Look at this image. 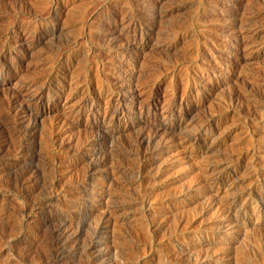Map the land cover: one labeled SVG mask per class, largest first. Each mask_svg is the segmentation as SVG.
<instances>
[{"label": "rangeland", "instance_id": "rangeland-1", "mask_svg": "<svg viewBox=\"0 0 264 264\" xmlns=\"http://www.w3.org/2000/svg\"><path fill=\"white\" fill-rule=\"evenodd\" d=\"M51 1L0 0V97L19 93L18 108L29 105L23 120L35 124L39 164L54 122L67 132L61 137L65 169L45 170L32 192H20L0 174V264H45L48 232L31 221L41 210L29 212L26 204L46 195L54 199L44 214L64 209L74 216L71 228L83 230L76 244L102 223L97 249L110 253L96 264H264V207L256 205L264 199V0ZM20 21L28 30L15 27ZM241 29L257 36L237 59ZM129 43L142 46L140 54ZM113 88L123 97L112 98ZM238 90L247 94L243 101ZM206 120L210 128L201 126ZM152 125L182 142L198 135L200 154L175 143L155 154V168L146 171L144 159L116 152L115 144L130 145ZM106 132L107 151L95 141L73 156ZM106 155V166L95 167ZM164 161L172 164L165 172ZM126 163L133 171H118ZM197 165L212 166L209 177L231 169L228 190L208 192L198 183ZM56 173L61 188L48 193ZM74 181H86L85 196H73ZM230 203L238 221L218 214V205ZM186 217L189 223L180 225ZM36 231L39 240L29 245Z\"/></svg>", "mask_w": 264, "mask_h": 264}, {"label": "bare ground", "instance_id": "bare-ground-1", "mask_svg": "<svg viewBox=\"0 0 264 264\" xmlns=\"http://www.w3.org/2000/svg\"><path fill=\"white\" fill-rule=\"evenodd\" d=\"M59 0H52L51 1V6H53L54 4L58 3ZM52 8V7H51ZM51 10V9H50ZM253 13V12H252ZM36 14V13H34ZM132 14V13H131ZM251 18V17H250ZM249 18V19H250ZM254 18V17H253ZM15 27L20 26L23 27V29H27L28 26L27 24L25 25V23L21 24L20 22H15L14 23ZM23 25V26H22ZM234 26V25H233ZM30 29V28H29ZM136 29V28H135ZM28 30V29H27ZM9 31V30H8ZM26 31V30H25ZM239 33L238 34V40H237V44H238V50L239 53L237 55V59H240V51L243 50L241 49L242 46L244 45V43L246 41H251L253 39H255L256 36L253 34H250L244 30H238ZM13 34V33H12ZM256 40V39H255ZM257 42V41H256ZM246 44V43H245ZM127 46L129 47L128 49L130 50V52H134L135 55L140 54L142 46L134 44V43H129L127 44ZM132 47V48H130ZM244 48V47H243ZM241 49V50H240ZM1 54V53H0ZM243 54V53H242ZM1 56V55H0ZM31 82V81H30ZM29 82V83H30ZM32 84V83H31ZM19 93H16L15 96L11 97V98H3L0 97V174L3 173V171L6 172V174H8V182L10 184H13V188H16L17 190H19L20 192H25V193H29L32 192L38 183V179H40V175L45 172V170H47L48 168H51L54 171H60L61 167L63 166L62 164L64 162L67 161V158L64 157L62 155V153L64 152V143L62 140V135L63 131L61 129V127H59V123L54 122V126L53 129L51 128V132L49 133V135L44 137L47 139V143H48V154L45 155V161L44 163L42 162V164H39L38 161L35 160V156H34V151H33V142H35V124L34 123H26L25 119L23 120L25 113H27L30 110L29 105L24 104L20 109L18 108V98H19ZM110 95V94H109ZM116 95H118L119 98H122L123 96L121 95V92L116 89L113 88L111 90V97H115ZM236 97L239 100L245 99L246 95L245 92L243 91H236ZM12 96V95H11ZM8 97V96H7ZM110 97V98H111ZM241 101V102H242ZM240 102V103H241ZM264 113V112H263ZM65 116V115H63ZM74 116V115H73ZM72 117V116H71ZM264 117V116H263ZM262 117V118H263ZM63 119V118H62ZM77 119V118H76ZM60 120V119H59ZM57 120V121H59ZM61 121V120H60ZM59 121V122H60ZM67 122L69 123L70 121L67 120ZM72 122V121H71ZM70 122V123H71ZM66 123V122H64ZM187 123V122H186ZM59 125V126H58ZM151 126V125H150ZM149 126V130L146 131H142V133H140L135 139H133L132 142H128L131 143L130 145L127 144L126 146L124 145H118L115 144L114 147L116 148V152L120 153V154H127V156H123L121 155V159L126 158L130 155L131 157H137L140 159H144V162L141 164L142 169H145L147 171V169L149 168L150 170L155 168V160L154 156L155 154H159L162 153L164 151H166V149L170 148L173 144L178 143L182 149H180L181 151L185 152V150L189 149L191 154L197 155V153H199L198 151V145H195L194 140H196L199 144V141L201 140L198 135H191V133H189V139H187L186 142H182L179 137L175 134V133H171L169 132L167 129H163L162 132L160 130L155 129V127L152 125V127ZM177 126H181V123H179V125ZM201 126L203 128H210L212 126V122L211 120H206L201 122ZM200 126V127H201ZM58 127V129H57ZM183 127V126H182ZM185 127V126H184ZM65 129V127H64ZM181 129V128H180ZM183 129V128H182ZM179 130V129H178ZM166 132L168 133V136H165L164 134H166ZM161 136V137H160ZM165 136V137H163ZM160 137V139H159ZM108 138H109V134L108 132H106V134L104 133L103 135H101L100 137L97 138H89L88 141L86 140V142L84 144H82V146L78 147V150L76 152V154H74L73 156H81V154L83 153V149L86 148L87 145L91 144L92 142H99V143H103V149L104 150H108L111 146H107V142H108ZM45 141V140H44ZM179 141V142H178ZM83 142V141H82ZM177 144V145H178ZM66 145V144H65ZM113 147V148H114ZM66 148V147H65ZM114 148V149H115ZM177 148V146H176ZM201 148V147H200ZM46 150V148H45ZM110 151H108L107 153H109ZM115 153V152H114ZM186 153V152H185ZM189 153V154H190ZM164 154V153H163ZM190 154V155H191ZM200 154V153H199ZM111 155V154H110ZM241 155V154H240ZM244 155V154H243ZM246 155V154H245ZM248 155V154H247ZM8 156H14L16 159L13 161H9L6 160V157L8 158ZM123 156V158H122ZM165 156V155H164ZM201 156V155H200ZM44 157V156H43ZM112 157V156H111ZM130 157V158H131ZM134 157V159H135ZM190 157V156H189ZM37 158V157H36ZM59 158V159H58ZM129 158V159H130ZM246 158V156H245ZM60 160L59 162H55V160ZM62 159V160H61ZM111 159V158H110ZM109 156L106 155L104 156V158L100 159L98 161V164L95 166H102L108 163V161L110 160ZM128 159V160H129ZM192 159V158H190ZM69 160V159H68ZM133 160V159H132ZM137 160V159H136ZM164 160H166L164 158ZM168 160V159H167ZM171 160V159H170ZM42 161V160H41ZM138 161V160H137ZM195 161V160H194ZM193 161V162H194ZM55 162V163H52ZM121 162V161H120ZM165 162V161H164ZM160 163L159 166L161 167V170L165 172V170L172 165L171 163ZM174 162V161H173ZM124 163V162H123ZM132 163V162H131ZM134 163V162H133ZM175 163V162H174ZM122 164V163H120ZM128 163L123 164L120 166L118 171H122V173L124 171L130 170L131 167L130 165L127 166ZM258 161L255 162L254 165H256L258 167ZM198 166V165H197ZM260 166V165H259ZM64 167H62L63 169ZM65 169V168H64ZM135 169V168H134ZM141 169V170H142ZM160 169V168H159ZM195 169V168H194ZM210 169H212V166L210 165H200L196 168L198 175L200 176L199 178V184L202 186H204L206 188V190L208 192H210L212 195L216 196V194H218L220 191L227 189V187L229 186L226 183V179L228 178V175L230 174V172L232 171L229 168H220L219 172L214 175L213 177H209L207 176L208 171H210ZM257 169V168H256ZM112 170V169H111ZM132 170V169H131ZM234 170V169H233ZM255 170V169H254ZM50 171V170H49ZM133 171V170H132ZM135 171V170H134ZM61 172V171H60ZM115 172V171H114ZM140 172V171H139ZM193 172V171H192ZM261 172V171H260ZM111 173V172H110ZM147 173V172H146ZM145 173V174H146ZM258 173V172H257ZM4 174V173H3ZM112 174V173H111ZM149 174V173H148ZM159 174V173H158ZM213 174V173H212ZM5 175V174H4ZM3 175V176H4ZM56 176V177H55ZM54 176V179L52 180V184L49 186V188L47 187V183H46V187L48 188V193H52V191H54L55 189H60L61 184H62V180L61 178L57 175ZM260 176V175H259ZM43 177V175H42ZM41 177V178H42ZM160 177V176H158ZM6 180V177H4ZM64 178V177H63ZM78 180V179H77ZM235 180V179H234ZM41 181V180H40ZM47 181V180H46ZM155 181V180H154ZM198 181V180H197ZM232 181V180H231ZM5 182V181H4ZM64 182V180H63ZM75 182V181H74ZM234 182V181H233ZM40 183V182H39ZM51 183V182H50ZM86 183V181H76L73 185L74 189V194L73 196L75 198H80L86 195V191L84 188V184ZM170 183V182H169ZM232 183V182H231ZM236 183V182H235ZM4 184V183H3ZM49 184V183H48ZM67 184V183H66ZM7 185V184H6ZM65 185V184H64ZM196 185V184H195ZM12 186V185H11ZM200 187V186H199ZM40 188V187H39ZM45 189V188H44ZM66 189V188H65ZM72 189V187H71ZM40 190V189H39ZM43 190V189H42ZM205 190V189H204ZM228 190V189H227ZM61 191V190H60ZM68 191V190H67ZM188 191V190H187ZM222 191V192H224ZM41 192V191H40ZM184 192V191H183ZM206 192V191H205ZM43 193V192H42ZM54 193V192H53ZM73 193V192H71ZM182 193V192H181ZM32 194V193H31ZM30 194V195H31ZM63 194V193H62ZM183 194V193H182ZM181 194V195H182ZM207 194V193H206ZM33 195V194H32ZM31 195V196H32ZM175 195V194H174ZM180 195V194H179ZM29 196V195H28ZM39 196V195H38ZM218 196V195H217ZM30 197V196H29ZM28 197V198H29ZM34 197V196H33ZM29 198V200L27 201L26 204V208L27 210H29V212H31L32 210L37 209L36 212H38V210L40 211L39 215L37 218H35L34 220L32 219L31 221L33 222H38L37 227L42 228V229H46L48 232V235L46 237V245H45V254L47 256H43L46 257L44 259H42V261H44L45 264H80V260L79 258H77L78 255H80L81 257L85 256L84 262L85 264H96L98 263L103 255L110 253L109 251H104L103 252H99L97 249V236L99 231L101 230V228L103 227L101 224H99L97 226V228L94 230L92 237L89 238V240L83 245L80 243L76 244L79 236L81 235V232L83 231L82 229H72L71 227H73V214L70 212H60V213H55V212H47V213H43L42 209L44 208V206L49 205L50 203H52L53 201V197H49V196H44V197H36V198ZM67 197V196H65ZM172 198V197H171ZM172 200V199H171ZM233 200V199H232ZM238 200V199H237ZM256 200V199H255ZM57 201V200H56ZM66 201V200H65ZM174 201V200H173ZM220 201V200H219ZM253 201V200H252ZM162 202V201H161ZM175 202V201H174ZM26 203V202H25ZM155 203V202H154ZM170 203V202H169ZM212 203V202H211ZM210 203V204H211ZM219 202H216L213 206H216V204H218ZM234 203V202H233ZM251 203V202H250ZM55 204V203H54ZM72 204V203H71ZM76 204H80V203H76ZM163 204V203H162ZM175 204V203H174ZM179 204V203H178ZM209 204V205H210ZM225 204V203H224ZM218 205V209H219V213L221 215H226L228 217H230L232 219V221H238L240 214L239 213H235L232 214L231 212V208L230 205ZM260 204L262 207H264V199L258 201V203L256 205ZM255 205V204H254ZM52 207V205H50ZM69 206V205H68ZM245 206V205H244ZM247 206V204H246ZM179 207V206H178ZM65 208H67V206H65ZM69 208V207H68ZM211 208V207H210ZM245 208V207H244ZM249 208V207H248ZM14 209V208H13ZM21 210V209H20ZM45 211V209H44ZM49 211V210H48ZM56 211V210H55ZM245 210H243V212H245ZM242 212V213H243ZM10 213V212H9ZM24 213V212H23ZM12 214V213H11ZM32 214V213H31ZM246 214V212L244 213ZM15 215V214H14ZM25 216V215H24ZM108 216V214H107ZM110 216V215H109ZM108 216V219H109ZM77 217V216H76ZM185 217V216H184ZM188 217H186V219L183 218V220H181V222H179V224L181 225L182 223H189V221L187 220ZM197 218V217H196ZM223 218V217H222ZM80 219V218H79ZM112 219V218H111ZM193 220V218H192ZM107 221L109 222L110 220L104 221L103 223H107ZM230 221V222H232ZM24 223V222H23ZM177 223V222H176ZM175 223V224H176ZM195 223V222H194ZM223 223V222H222ZM163 224V222H162ZM184 224V225H185ZM27 226V224H25ZM78 225V224H77ZM177 226V225H176ZM17 227V226H16ZM160 227V226H159ZM240 227V226H239ZM34 228V227H33ZM75 228V227H73ZM151 228V227H150ZM182 228V227H181ZM187 228V227H186ZM243 228V227H242ZM180 229V228H179ZM189 229V228H188ZM177 230V229H176ZM193 230V229H192ZM33 231V230H32ZM181 231V230H180ZM184 231V230H183ZM42 232H44L42 230ZM149 232L151 234H153L155 231L153 229H149ZM179 233V232H178ZM182 233V232H181ZM45 234V232L43 233ZM127 234V233H126ZM145 234V233H143ZM187 234V232H186ZM130 235V234H129ZM135 235V234H134ZM147 235V234H146ZM175 235V234H174ZM133 236V235H132ZM131 236V237H132ZM148 236V235H147ZM154 236V235H153ZM25 237V236H24ZM89 237V236H88ZM129 237V236H128ZM127 237V238H128ZM140 237V236H139ZM184 237V235H183ZM182 237V238H183ZM263 237V236H262ZM133 238V237H132ZM131 238V239H132ZM144 238V237H143ZM143 238H141L143 240ZM146 238V236H145ZM181 238V236H180ZM188 238V237H187ZM20 239V237H19ZM41 239V238H40ZM124 239V238H123ZM140 239V240H141ZM147 239V238H146ZM186 239V238H185ZM259 240V238H257ZM39 240V235L36 231V233L33 234V236H31V240L29 239L28 243L29 245L34 244L35 242H38ZM80 240V239H79ZM127 240V239H126ZM139 240V239H138ZM165 240V239H164ZM170 240V239H169ZM43 241V240H42ZM132 241H134L132 239ZM257 241V240H255ZM137 242V241H136ZM145 242V241H143ZM171 242V241H170ZM264 242V241H263ZM134 243V242H133ZM138 243V242H137ZM140 243V242H139ZM166 243V242H165ZM174 243V242H173ZM262 243V242H261ZM40 244V243H39ZM150 244V243H149ZM172 244V243H171ZM259 244V243H257ZM135 245V244H134ZM151 245V244H150ZM136 246V245H135ZM141 246V245H140ZM172 246V245H171ZM74 250H72L73 248ZM109 247V246H108ZM166 247V246H165ZM76 248V249H75ZM123 248V247H122ZM152 248V247H151ZM149 247V249H151ZM260 248V247H259ZM27 249V248H26ZM44 250V249H43ZM109 250V249H108ZM198 250H200V248H198ZM28 251V249H27ZM172 251V250H171ZM137 252V251H136ZM152 252V251H150ZM185 252V251H184ZM200 252V251H199ZM259 252V251H258ZM26 252L23 253L24 257ZM174 254V252H173ZM182 254V253H181ZM185 254V253H184ZM242 254V253H241ZM245 254V253H243ZM242 254V255H243ZM147 255V254H146ZM180 255V253H179ZM233 255V254H232ZM246 255V254H245ZM256 254H254L253 256H255ZM264 255V254H263ZM187 256V255H185ZM190 256V255H189ZM188 256V258H190ZM251 253L250 256H248L249 258H251ZM41 257V256H40ZM80 257V258H81ZM144 257V256H142ZM170 257V256H169ZM183 257V256H182ZM238 257V256H237ZM232 258V257H231ZM244 258V257H241ZM240 258V260H241ZM83 258H81L82 260ZM181 259V258H180ZM199 259L201 260L202 263H205L206 261V255H202L201 257H199ZM198 259V260H199ZM237 259V258H236ZM21 260V259H20ZM79 260V261H78ZM170 260V259H169ZM179 260V259H178ZM184 260V259H182ZM187 260V259H186ZM239 261V259H237ZM244 260V259H243ZM79 263H78V262ZM83 261V260H82ZM189 261V260H188ZM209 262V261H208ZM196 264V262H195Z\"/></svg>", "mask_w": 264, "mask_h": 264}]
</instances>
